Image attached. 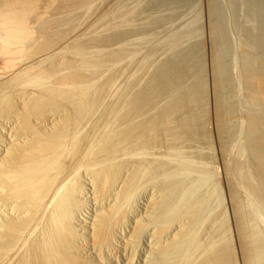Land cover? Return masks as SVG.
Listing matches in <instances>:
<instances>
[{
  "label": "bare ground",
  "instance_id": "bare-ground-1",
  "mask_svg": "<svg viewBox=\"0 0 264 264\" xmlns=\"http://www.w3.org/2000/svg\"><path fill=\"white\" fill-rule=\"evenodd\" d=\"M111 1L0 0V264H264V0Z\"/></svg>",
  "mask_w": 264,
  "mask_h": 264
},
{
  "label": "rangeland",
  "instance_id": "rangeland-1",
  "mask_svg": "<svg viewBox=\"0 0 264 264\" xmlns=\"http://www.w3.org/2000/svg\"><path fill=\"white\" fill-rule=\"evenodd\" d=\"M115 1H117V0H112L111 2H112V4L115 3V4H113V6L115 5L116 8H117V5H116V2H115ZM134 1H135V2H134ZM201 1H202V3H200L199 5L201 6V4H203L204 7H203V6H201V7H203V8L206 10V7H207V0H204L205 2H204L203 0H200L199 2H201ZM126 2H127V5L133 6L132 4L135 5L137 2H140V3H141L142 0H139V1H138V0H131V1L126 0ZM131 2H132V3H131ZM147 2H148V0H147ZM194 2H196V4L199 3L198 0H195V1H194V0L192 1V0H191V3L188 2L187 4H186V3L184 4V3H181V2L176 3L175 5L178 4V5H177L178 7H175V5L172 4L173 7L175 8V9H174V8H173V9H174V10H177V12H176V11L173 12L172 5H170V6H169V5H163V4H154V6H153V5H150L151 8H150V6H149L148 9L145 10V12H144V11L141 12V13H143V15H144L143 18L140 17L141 13H138L139 15L137 14V15L135 16L134 19L136 20L135 22H136L137 24L142 23V22L144 23V22H146V20H147L146 17L149 18L150 14H152V16H154V15L157 16V15H164V13H166V15L168 16V14H167V13H168L167 10L170 12L171 9H172V12L169 13V14H170V16H169L170 18H169V17L167 18L169 22L167 21V19L164 20L165 23H164L163 21H161V23H162L161 25H163L162 27L159 25V24H160V21H159V24H158V22H157V25H156L155 22H153V24L151 23L150 26H148L150 29H148V27H147V28H146V31H145V32H147V30H148V33H151V30H152V32L155 31V32H157V33H158V32L163 33V32L166 30V26L169 25V23H170V26L173 25V24H176V23H177V26H179L180 24H181V25L186 24L187 20H188L190 17L193 16L191 11H193V14H194L195 9H196V8H195V9L193 10V9L190 8V6H191V7H197L196 5L193 4ZM143 3L145 4V1H144V0H143ZM179 4H180L182 7H183L184 5H185V6H186V5H187V6L189 5V7L186 8V7L184 6V7L182 8ZM183 4H184V5H183ZM159 5L162 6V7H165V8L162 9V7H159ZM115 6H114V7H115ZM152 6H153V7H152ZM157 7H158V12H157V10H155V9H157ZM167 7H168V8H167ZM169 7H170L171 9H170ZM179 7H181L180 10H179ZM112 8H113V7H112ZM153 8H154V9H153ZM176 8H177V9H176ZM189 8H190V9H189ZM113 9H114V8H113ZM152 9H153V10H152ZM160 9H162V10H161L162 12L160 11ZM182 9H183V11H182ZM186 9H187V10H186ZM150 10H151L152 12L154 11V12H153L154 14H153L152 12H148V11H150ZM178 10H179V11H178ZM180 11H181V12H180ZM146 12H147V13H146ZM159 12H161V13H159ZM163 12H164V13H163ZM178 12H179V14H177ZM144 13H146V14L149 15V16H147V15L144 14ZM155 13H156V14L159 13V14L156 15ZM172 13H174V14H172ZM175 13H176V14H175ZM171 14L174 15V16L176 15V16H175V19H174V17H173ZM178 15H179V16H178ZM152 16H150V17H152ZM171 16H172L173 18H171ZM137 17H138L139 21H137V20H138ZM139 17H140V18H139ZM141 19H142V20H141ZM171 19H172V20H171ZM170 20L173 22V24L171 23ZM166 21H167V24H166ZM174 21H175V22H174ZM204 22L206 23V21H204ZM164 24H166V25H164ZM206 24H207V23H206ZM206 24L203 23V28H204V27L207 28L206 31H205V28L203 29V31H204V32H203V35H204V34H205V35L208 34V26H207ZM86 25H87V24H86ZM151 25H153V27H151ZM154 25H156L157 28H156ZM204 25H206V26H204ZM84 26H85V25H84ZM159 26H160V27H159ZM170 26H167V28L170 27ZM174 26H176V25H174ZM86 27H87V26H86ZM154 27H155V29H151V28H154ZM158 27H159V28H158ZM163 27L165 28V30H164V31H163V30L161 31V29H164ZM158 29H160V30H159V31H156V30H158ZM205 32H207V33H205ZM205 35L202 36V37H203L202 39H204V40H205V38H206V39L208 38V35H206V37H205ZM207 56H208V55H207ZM208 58H209V57H208ZM207 63H208V68H209V61H208ZM210 84H211V83H210ZM215 153H216V155L219 157V153H218L217 151H216ZM218 157H217V158H218ZM217 158H216V160H217ZM218 159H220V157H219ZM218 161H219V160H217V162H218ZM217 162H216V165L220 164V163H217ZM220 166H221V165H220ZM220 168L222 169V167H220Z\"/></svg>",
  "mask_w": 264,
  "mask_h": 264
}]
</instances>
